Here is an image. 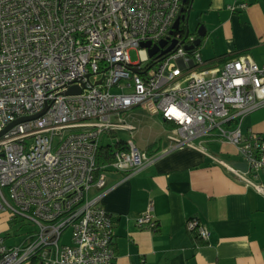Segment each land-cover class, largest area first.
<instances>
[{
	"label": "built area",
	"instance_id": "built-area-1",
	"mask_svg": "<svg viewBox=\"0 0 264 264\" xmlns=\"http://www.w3.org/2000/svg\"><path fill=\"white\" fill-rule=\"evenodd\" d=\"M183 7L0 0V133L30 118L0 136V214L35 228L18 245L0 230V264H114L113 220L94 191L106 188L108 172L132 175L154 159L129 140L113 162L99 169L96 160L105 133L136 130L124 118L135 108L169 124L172 148L216 134L244 159L246 171L231 169L239 180L255 186L264 176V135L242 131L245 117L264 107V67L248 57L208 63L196 48L187 51L194 37L170 36ZM246 8L245 0L228 5L232 13ZM169 37L179 45L151 65L142 45ZM71 88L80 93L68 95ZM137 226L157 228L152 203ZM186 228L209 238L197 217Z\"/></svg>",
	"mask_w": 264,
	"mask_h": 264
},
{
	"label": "crops",
	"instance_id": "crops-1",
	"mask_svg": "<svg viewBox=\"0 0 264 264\" xmlns=\"http://www.w3.org/2000/svg\"><path fill=\"white\" fill-rule=\"evenodd\" d=\"M233 2L187 1L190 18L195 14L204 26L200 48L208 59L195 50L208 63L248 57L264 67V0H245L248 8L232 13ZM242 131L264 135V107L245 117ZM154 144L143 150L151 163L132 175L110 171L106 188L94 191L113 220L114 264H264V176L255 186L239 180L231 169L246 171V163L216 134L197 139L195 147ZM150 203L154 231L137 226ZM193 217L208 229L207 241L187 230Z\"/></svg>",
	"mask_w": 264,
	"mask_h": 264
},
{
	"label": "rangeland",
	"instance_id": "rangeland-1",
	"mask_svg": "<svg viewBox=\"0 0 264 264\" xmlns=\"http://www.w3.org/2000/svg\"><path fill=\"white\" fill-rule=\"evenodd\" d=\"M203 26L200 24L199 18L195 17L193 14L189 20V30L190 34L193 37H197V32L199 28ZM185 24L183 25V30L185 31ZM200 46L198 47V49ZM204 47L199 49V52L202 53L203 59L207 60L208 57L205 53ZM130 58L132 62L139 61V53L137 51L130 52ZM116 92V89L112 90ZM124 118H126L130 123L136 126V130L131 134L130 132H117L115 136H112L110 133H105L102 136L101 146L110 145L114 147L117 143V140H123L125 142L133 140L138 148L142 150L152 151L156 148L154 143L161 145L162 143L168 142L169 136L172 134L169 132L170 126L168 123L164 122L162 117L154 116L149 114L144 108L138 107L128 112ZM73 132L67 133L70 135ZM58 141V139H57ZM158 147V146H157ZM12 214L10 212L0 214V230L8 235L7 239L8 245H18L31 234L35 228L27 222H20L19 220L11 218ZM69 236V231L66 232L64 242Z\"/></svg>",
	"mask_w": 264,
	"mask_h": 264
},
{
	"label": "water",
	"instance_id": "water-1",
	"mask_svg": "<svg viewBox=\"0 0 264 264\" xmlns=\"http://www.w3.org/2000/svg\"><path fill=\"white\" fill-rule=\"evenodd\" d=\"M187 1L188 0H183V4H187ZM181 13L183 15H181L175 22L174 26H173V30L170 32V36L173 35L174 31H179L180 30V25L182 22H184L185 24V38H188L189 36H191L190 34V30H189V20H190V13H191V10L188 9L186 10L185 7H183ZM205 36V30H204V26H201L197 32V38L195 39V42L192 46H185V49L187 51H192L194 50L195 48H198L201 43H202V38ZM179 45V42L178 40H171L170 37L165 39V40H162L158 45L156 46H151V43H146V44H143L142 47L144 48H148V53H149V56L151 58L155 57V56H158V57H163L167 54H169L170 52H172L173 50L176 49V47ZM75 93H80V90L77 92L74 88H71L67 94L68 95H72V94H75ZM30 118H27V119H20L14 123H12L6 130H4L2 133H0V136H2L6 131H8L11 127H13L14 125L22 122V121H25V120H29ZM32 119V118H31Z\"/></svg>",
	"mask_w": 264,
	"mask_h": 264
},
{
	"label": "trees",
	"instance_id": "trees-1",
	"mask_svg": "<svg viewBox=\"0 0 264 264\" xmlns=\"http://www.w3.org/2000/svg\"><path fill=\"white\" fill-rule=\"evenodd\" d=\"M178 33H182L183 36H185V31L183 29H180L179 32H175L174 36H176ZM162 59L158 56L154 57L151 61V65H154L156 63H158L159 61H161ZM113 136H115V134H113ZM127 142L123 141V140H118V142L116 143V145L114 147L107 145V146H100L98 154H97V166L99 167V169L104 166L107 165L111 162L114 161V153L117 149L122 148Z\"/></svg>",
	"mask_w": 264,
	"mask_h": 264
},
{
	"label": "flooded vegetation",
	"instance_id": "flooded-vegetation-1",
	"mask_svg": "<svg viewBox=\"0 0 264 264\" xmlns=\"http://www.w3.org/2000/svg\"><path fill=\"white\" fill-rule=\"evenodd\" d=\"M181 15H183V14L181 13ZM181 15H180V16H181ZM183 25H184V22L181 23V25H180V29H183ZM189 37H192V36H189ZM194 38L196 39L197 37H194ZM187 39H188V38H187Z\"/></svg>",
	"mask_w": 264,
	"mask_h": 264
}]
</instances>
